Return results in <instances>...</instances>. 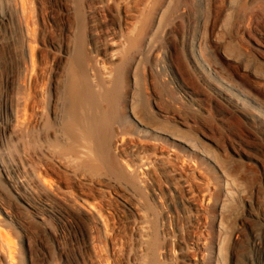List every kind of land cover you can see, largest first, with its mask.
<instances>
[{
	"label": "rangeland",
	"instance_id": "obj_1",
	"mask_svg": "<svg viewBox=\"0 0 264 264\" xmlns=\"http://www.w3.org/2000/svg\"><path fill=\"white\" fill-rule=\"evenodd\" d=\"M165 1L0 0V264H218L219 245V264H264V0H173L142 52L137 93L189 147L125 121L130 63ZM118 75L111 147L126 181L87 135Z\"/></svg>",
	"mask_w": 264,
	"mask_h": 264
},
{
	"label": "bare ground",
	"instance_id": "obj_2",
	"mask_svg": "<svg viewBox=\"0 0 264 264\" xmlns=\"http://www.w3.org/2000/svg\"><path fill=\"white\" fill-rule=\"evenodd\" d=\"M172 3H173V0H166L165 1V4H164L163 8L157 14V19H156V23H155L154 27L152 28L151 32L149 33V35L144 40V48H143V50L140 51L138 53V55H137V58L134 59L130 63L131 71H132L131 72L132 73V79H133V82H134V93H133V95L131 97L130 102L128 103L129 107L127 108L128 112H127V115L125 117V121L126 122L135 123L138 134L141 133V134H143L144 137L149 135V134H151V135L153 134L155 136V139H159L161 137V138H164L166 141L167 140H169V141L172 140L173 142H179L180 141L185 146L189 147L190 144L192 143V142L190 143L191 132L186 131V130H182L181 127L179 126V124H172L170 122L166 123L165 121H163L159 116L155 115L151 110H149L146 107L145 103L143 102V100H141V98L139 97V95L137 93V90H138L137 89V85H138V78H137L138 60L141 58L140 56L142 55V52H144L145 50L149 49V47L153 43L154 37H155V35L157 34V32L159 30V27H160V25L162 23L164 15L167 13V10L172 5ZM200 23H202V18L198 17L196 25H199ZM193 39H194V37L192 38V36H191V38L189 40V47H187V49H186L187 50V54L192 59L194 64L197 67H199L201 69V71L205 75L211 77L212 70L208 67V65H207L208 63H206L207 61L205 62L206 59L204 60V56H203L202 52L200 51L199 44H197ZM233 48L235 49L236 47H233ZM237 52L241 56H242V53L244 54V52H242L241 48H239L235 53H237ZM122 84H123V77H122V75H118V77L114 81V87L106 93V96H104L107 104L109 105V108H108L109 110L103 112L102 115L99 116L98 118L95 117V119L92 121V127L88 131L87 135L89 137H92L94 139V141H95V144H96V150L95 151H96L97 161L102 162L107 167V169H108L110 174L115 175V176H117V178H120L121 180H125L126 181V180L129 179V177H128L129 174L127 175L125 170L120 165V163H119L120 160L112 155V147H111L112 141L114 140V136H113V131L114 130L112 128V124H113V122H115L114 120H116L115 118L117 116V114H116L117 108L115 109V107H117V106L115 104L117 103V101L120 100L119 91H120V89L122 87ZM74 87H71V88H74ZM71 92L74 93L75 90H74V92L73 91H71ZM70 95H72V94H70ZM71 97H74V96L72 95ZM73 100L70 99V101H73ZM72 103L73 102H71V104ZM242 103H243V105L241 107H239V108H240V110L244 111V110H246V106H248V102L244 101ZM73 105H75V104H73ZM255 111H257V113H258V121H257V124H256L258 135H259V138H261V141L264 142V106L256 107ZM74 112H76V111H74ZM69 113H71V112H69ZM74 117H76V116H74ZM122 120H124V118ZM74 122H75V120H74ZM74 122H72V123H74ZM76 122H77V120H76ZM83 125H85V123ZM74 126L76 127L78 125H74ZM74 126L70 122V125L68 124V125H66L64 127L65 128V134L68 137L67 139L72 141V143L70 142L71 143V144L69 143L70 145L67 144L68 145L67 149L65 150V149L62 148V151H64V150L67 151L68 150V152L71 153V154H72V152H75V147H73V143H78V141L81 139L80 136L78 135V133L76 132ZM66 157H67V155H66ZM93 157H95V156L93 155ZM82 161L83 160H81V162ZM90 163L91 162H89V164ZM82 164H83V162L81 163V165ZM96 164H98V163H96ZM100 165H101V163H100ZM104 165H103V167H104ZM235 165H236V163H235ZM92 167H96V165H94ZM92 167H91V169H92ZM247 167H248V165H247ZM228 169H230V168H228ZM234 169H235V167H234ZM251 169L255 173V179H254L255 183L261 184L262 183V167L260 165H258L256 167L255 166L252 167ZM85 171H87V170H85ZM233 171H234L233 169L225 171L226 172L225 175L226 174L228 175L226 178L234 177V172ZM237 171H239V170H237ZM225 175H224V177H225ZM217 249L218 250L216 252L217 254H216V258L215 259H216V262L219 264V261L221 259V254L224 252L225 248L223 246L219 245V247Z\"/></svg>",
	"mask_w": 264,
	"mask_h": 264
}]
</instances>
